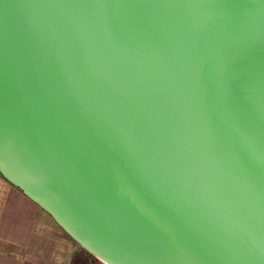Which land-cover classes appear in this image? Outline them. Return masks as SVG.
<instances>
[{
	"label": "water",
	"instance_id": "1",
	"mask_svg": "<svg viewBox=\"0 0 264 264\" xmlns=\"http://www.w3.org/2000/svg\"><path fill=\"white\" fill-rule=\"evenodd\" d=\"M0 174L106 264H264V0H0Z\"/></svg>",
	"mask_w": 264,
	"mask_h": 264
},
{
	"label": "crops",
	"instance_id": "2",
	"mask_svg": "<svg viewBox=\"0 0 264 264\" xmlns=\"http://www.w3.org/2000/svg\"><path fill=\"white\" fill-rule=\"evenodd\" d=\"M75 241L0 174V264H71Z\"/></svg>",
	"mask_w": 264,
	"mask_h": 264
},
{
	"label": "rangeland",
	"instance_id": "3",
	"mask_svg": "<svg viewBox=\"0 0 264 264\" xmlns=\"http://www.w3.org/2000/svg\"><path fill=\"white\" fill-rule=\"evenodd\" d=\"M77 255L71 264H106L75 242Z\"/></svg>",
	"mask_w": 264,
	"mask_h": 264
}]
</instances>
